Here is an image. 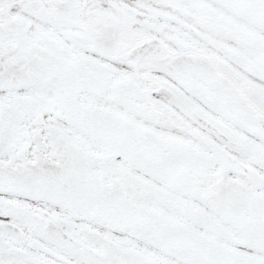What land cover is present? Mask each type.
Listing matches in <instances>:
<instances>
[{
    "label": "snow or ice",
    "instance_id": "snow-or-ice-1",
    "mask_svg": "<svg viewBox=\"0 0 264 264\" xmlns=\"http://www.w3.org/2000/svg\"><path fill=\"white\" fill-rule=\"evenodd\" d=\"M0 264H264V0H0Z\"/></svg>",
    "mask_w": 264,
    "mask_h": 264
}]
</instances>
